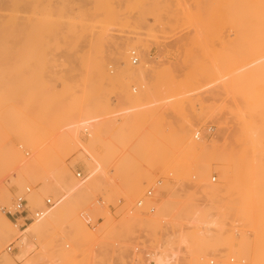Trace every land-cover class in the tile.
<instances>
[{
	"label": "rangeland",
	"instance_id": "374dc122",
	"mask_svg": "<svg viewBox=\"0 0 264 264\" xmlns=\"http://www.w3.org/2000/svg\"><path fill=\"white\" fill-rule=\"evenodd\" d=\"M263 6L264 0H3L0 37L12 34L0 38V200L6 209H0V228L11 221L18 228L16 237L23 233V222L7 216L19 196H26L32 213L45 209L48 199L55 208L61 203L62 193L56 198L41 188L42 178L58 173L63 163L76 182L78 173L87 178L85 163L76 162L88 156L84 149L77 145L69 155L56 144L66 125L127 109L134 114L129 122L81 130V142L100 161L88 148L93 132L105 172L123 183L122 191L132 181L150 179L143 194L124 200L113 191H92L90 212L52 223L39 241L29 236L34 245L30 258L43 244L50 259L37 264H147L151 255L172 250L181 252V264H249L254 258L264 264V194L252 219L245 216L240 195L235 202L226 193L214 203L204 199L197 194L193 170L209 159L183 149L176 136L195 122L193 141L220 147L228 188L264 192V137L256 148L249 147L246 132L250 125L264 128V73L236 76L264 58L263 28L256 27L257 20L247 26L241 22L244 15H260ZM132 50L138 56L132 57ZM128 63L145 70L131 76ZM251 92L255 96L248 100ZM38 145L45 146L42 168L31 180L21 177L17 166L33 158ZM216 171L208 183L224 186L221 170ZM196 207L218 223L203 241L197 233L206 227L191 225ZM185 234L194 250L188 260ZM10 245L5 253L21 264L20 250L8 253ZM2 256L0 264H5Z\"/></svg>",
	"mask_w": 264,
	"mask_h": 264
},
{
	"label": "bare ground",
	"instance_id": "6f19581e",
	"mask_svg": "<svg viewBox=\"0 0 264 264\" xmlns=\"http://www.w3.org/2000/svg\"><path fill=\"white\" fill-rule=\"evenodd\" d=\"M2 2H3V0H0V5H1ZM260 5H262V4L260 3ZM260 5H259V7H260ZM257 8L258 7H256V9ZM263 8H264V6H263ZM263 12H264V10H263ZM263 12H258L257 11V13H260V15L259 14H257V15L255 14V16L251 12V14L253 15L252 17H249L250 15L244 17L245 16L244 15L243 16V20L241 21L242 22V25L247 26V25H245L247 23V21H250L248 23L251 24V23H253L252 20H257L256 27L260 26L261 29L263 28V30H264V15H263L264 13ZM235 16H237V15H235ZM243 21H245V23H243ZM253 24H255V23H253ZM235 26H236V24H235ZM7 34L8 33L5 32V36H7V38H8L9 35L12 34V33H9V35H7ZM1 35L4 36L3 34H1ZM2 36L0 37L1 39H2ZM13 36H16V32H15V34H13ZM13 36H12V38H13ZM9 40L15 41L14 39H8V40L5 39L4 42L9 41ZM2 41H1V44H2ZM134 51L135 50H132V52H131L132 57H133V55H135V52ZM135 56H138V54L135 55ZM127 57H129V56H127ZM126 59L124 60L125 63H127L126 62ZM133 62L135 63L134 60H133ZM255 66H256L255 68L253 67L252 69L241 71V74H239V75L237 74L236 76H240V77H242V76L243 77H251V76H253V74H257V75L263 74L264 73V58L258 60ZM134 68L131 66V64H129L127 66V68H126L127 73H129L131 76L135 74L134 77H137L136 74H138L139 72L142 73L143 72V69H144L142 65H140V67H138L136 69H134ZM235 74H236V72H235ZM131 76H129V78ZM143 76H144V74L141 75V77H143ZM233 76H235V75H233ZM102 77H104V75ZM114 78H115V76H114ZM107 79H108V77H107ZM233 85L235 86L236 84L233 83ZM233 85H232V87L235 88ZM249 95H247V98L249 97L250 99H251V95L252 96H255L254 94H252V92ZM249 98H248V100H249ZM252 99H253V97H252ZM255 99H257V98L255 97ZM165 101H167V100H165ZM254 101H256L258 103L259 100L258 101L257 100H254ZM254 101H252V102H254ZM249 102H251V100ZM256 102H254V103H256ZM121 103H123V101H121ZM168 103H169V101H168ZM254 103H253V105H254ZM117 104L119 105V103H117ZM154 104H152V105H154ZM120 105L123 106L122 104H120ZM258 105H259V103H258ZM252 106H251V108H253ZM123 107L125 108V106H123ZM123 107H122V109H123ZM141 107H142V105H141ZM143 107L145 108V105ZM257 108H259V107H256L254 105V110L255 109L257 110ZM91 109H93V108L91 107ZM89 110H90V108H89ZM89 110H87V111L89 112ZM94 110H97V109L94 108ZM87 111H84V112L86 113ZM91 111L89 113L88 112L87 113L90 114ZM108 112H110V111H108ZM87 113H86V115H88ZM94 113H95V111H94ZM105 113H107V110L104 111L103 113H101V115H99L100 113H97L99 116H96V117L94 116V118H92L90 120H85V119L83 120L82 119V121H80L78 123H76V122L73 123L72 122L73 124L66 125L64 127V130H63V132H61V135L58 138L59 140H58V142L56 144L60 148L59 150H62L63 149V151L64 150L67 151V154L69 152V155L75 151V148H76L77 145L81 146L84 149V152L88 156L87 157H85V156L79 157L76 160V162H83V163H85V165L87 166L86 169L88 171L87 178L84 179V180H79L78 179L79 181L76 182L75 179H74V177H73V175L71 174L70 170H67L66 169L65 163H63L62 165H60V168H58L59 169L58 170V173H54V172L51 173L52 172L51 171L50 172L51 174L48 177L46 176V177L42 178L43 186H42L41 189L47 195H49V196L52 195L54 197L57 196L56 193H60V194L62 193L63 199L61 200V203H59L56 208L53 207L51 210H49L48 214L55 208L54 211H53V213H51V216L48 217V218L46 217V216H48V214H47V215H45L46 218L43 217L42 219H37L35 222H32L31 224H27V225L23 222L22 219H20L18 222H21V223L23 222V224H21V225H23L25 227L24 228L22 227L23 228V231H22L23 233L18 238L16 237L17 236L16 233H18L16 231H17L18 228L16 227L17 229H15V226H14V229L16 230L15 231L12 228L13 226H11L12 224H11V221L10 220L9 221H10V224L11 225L8 224V222H6L5 224H7V225H5L4 228H0V254H3L2 260H3V262L5 264H18V263H15L13 261V259L10 256L7 255V253H5V250H4L5 246H7V244H10V243L11 244L14 243L13 245L14 246L16 245V248L20 250V252H21L20 254L21 255L19 256V260H20L21 264H37L39 262H44V261L45 262H48L50 258L48 259V261H46V260L48 258L47 256H49L48 255V251L49 250H47V247L45 245H43V244H41V252L39 254L37 253L38 254L37 256L36 255L33 256L34 258L33 257L30 258V255L32 254V251L34 249V245L30 241L29 236L32 237V239H36L37 241H39V239L40 240L41 239H44L47 236V233L50 232V228H51L52 223H55V222H57L60 219H62L64 221V223H67L72 218H75V219L78 220V219H80V213L81 212H85V211H89L90 212V208L88 206V204H89V200L88 199L91 197V192L92 191H97V190L113 191L114 193L119 194V196L117 195L118 197L122 196L124 198V200L125 199L126 200H136L139 196H141L143 194L144 189H145L144 188V184H145V182H149L150 179L140 178V179H137L135 181H132L133 183L132 184L130 183L131 185H128L129 188L126 189V191H122V188L124 186L121 187V185H123V183L121 181H120L121 182L120 183L116 179L112 178L113 176L110 177L105 172V168L107 166V163L100 158V156L98 155V153L96 151L97 140L93 136V132H92V136L90 138V141L88 142V148L100 159V161L97 160V158L95 156H93L90 153V151L83 146V144L81 142V133H80L81 130H84V133H89V131H91V130L92 131L93 130L95 131V129L98 126L99 127L100 126H103L106 123H107V125H109L110 122L112 124L113 123L114 124H119V122L122 124L121 121H123V122L125 121V123L126 122H129V120H128L129 117L134 116V114L131 111L129 112L127 109L126 110L118 111L115 114L112 113L113 115L110 114L112 117L109 116V115H105ZM253 113H254V111H253ZM84 116H85V114H84ZM89 116H91V115H89ZM92 117H93V114H92ZM108 117H110V118H108ZM84 118H87L88 119L89 117L88 116H85ZM131 119L132 118H130V120ZM123 125H124V123H123ZM186 125H187V123H186ZM195 127H196V123L194 122L193 124H190L188 127L181 129L180 132L177 133L176 136L180 140L179 145H182V147L185 146L183 149H185L186 151H189L191 154H194L196 156H199V157H201L203 159H209V160H206L205 163H203V161H202V163L199 164L193 170L194 171L193 172L194 175H196V177L198 179V181H197L198 183H196V185H195L196 188H197V194L199 195L200 193H202L203 194V198L204 199L205 198L206 199H210L211 200V203L213 202V199L214 198H216V197L219 198L221 193H226L225 195L226 196L227 195L229 196V199H230L231 202H235L236 197L238 195H240V196H238L239 199H238V197H237V199L240 200L241 202L245 203L246 204V207H247V210H245L244 214H245V216L247 218L252 219L257 214V210H256L257 208H256V206L259 204V201L261 199V195H263L264 192L262 190H260V189L257 190L256 188L255 189L252 188V189H250L248 191H246V190L239 191L238 188H233V187L232 188L231 187L228 188V186H227L228 185V181H227L226 175L228 176L229 173H227V174L225 173L226 170H228L227 169L228 166H227L226 163H224L221 160L220 147L217 146L216 144L212 143V142L209 144L205 140L204 141H200L199 143L193 141L192 132H193V129ZM246 130H247L246 132L248 134V141H247V145L248 146L250 144V146H254L255 147L256 144H258V143H260V142L263 141L264 128H262L261 126L250 125ZM177 142H178V140H177ZM180 143H182V144H180ZM258 146H260V145H258ZM44 148H45L44 145L43 146L38 145L36 148L33 149V154H34L33 158H30L29 160H24L23 159V160H21L20 163L18 162L19 165L17 166L16 170L20 174L21 177H25L26 179L30 178V180H31L32 179V176L34 177V175L38 172L37 171V168H39V169L42 168V159H41L40 156L43 154L42 152L44 151ZM253 150H255V149L253 148ZM46 160H48V159H46ZM55 166H56V164H55ZM231 166H232L233 169H234V167H236V166H234V164H232ZM232 168L230 167V169H232ZM213 169H215V171L216 170H221V178L220 179H222V183L225 184L224 186H222V185L213 186V185H211V184L208 183V175L212 172ZM33 171H35V172L33 173ZM196 177H195V179H196ZM34 179L35 178H33V180ZM49 179H52L53 182H51ZM36 180H37V178H36ZM128 181H129V179H128ZM34 182H36V181H34ZM225 186H227V187H225ZM124 190H125V188H124ZM2 191H4V190H2ZM35 195H34V197H35ZM36 197H38V196H36ZM56 198H58V196ZM117 199H119V198H117ZM39 200L40 201H39V204L38 205H41L42 206V202H41L40 197H39ZM185 202H186V200H185ZM200 206H201V204H200ZM196 208L197 209L192 214L193 216H191L192 219H193V220L191 219V221H192L191 222L192 223L191 225H194L193 223H197L198 226H200V224H202L201 226H203V228H204V226L206 227L203 230L201 228L198 233L196 232L197 235H198V237L201 239L200 241H203L202 239L206 240L205 238H208L209 236H212V234H211V230H212L211 227H214V226L217 227L218 226V223L215 220H212V221L207 220V217H206L207 215L204 212H202V209L203 208L201 210L199 209L200 207H196ZM0 209L4 210L6 212V209L3 208L2 206L0 207ZM45 210H46V207H45ZM180 214H181V212H180ZM186 214H188V213H186ZM177 217H178V215H177ZM77 223H79V222H77ZM254 226L256 227V225H254ZM255 227H254V229H255ZM198 229H199V227H198ZM14 236L16 237V239L14 238ZM181 239L183 241L182 243H183V245L185 247L184 249L186 250V254L187 255L189 253L191 254L194 251L191 248V246H189L191 244L190 243L191 241L189 242L190 244H188V240L189 239H187L186 234L183 235V238H181ZM244 246L245 245L242 243L243 250H245L247 248V247L245 248ZM8 248H7V252H8ZM184 249H182V250H184ZM8 253H10V252H8ZM161 253L162 252H159L158 254H156V253L154 254L153 253L154 254L153 257L151 255V260H150V262L147 261L148 262L147 264H181L182 261H183V260L180 259L182 255L179 257V255H180L179 253H181L180 251L179 252L178 251L177 252H174L172 250V252L171 251L170 252L167 251V252H163L162 254ZM190 254L184 260H188L189 259V256L193 255V254H191V255ZM50 263L51 262H49L48 264H50ZM219 264H230V263L225 260L224 262H221ZM249 264H260V262L258 261V259L254 258V259H252V261Z\"/></svg>",
	"mask_w": 264,
	"mask_h": 264
},
{
	"label": "built area",
	"instance_id": "2783aa9c",
	"mask_svg": "<svg viewBox=\"0 0 264 264\" xmlns=\"http://www.w3.org/2000/svg\"><path fill=\"white\" fill-rule=\"evenodd\" d=\"M136 63L137 61L134 64ZM199 137H200V134L198 133L196 138L199 139ZM76 178L79 180H83L84 176L82 173H78L76 175ZM27 192L30 193L29 190ZM153 194H154V191L150 190L147 193V196L149 198H152ZM55 205H56V202H54L53 199H48L45 203L46 210L44 209L42 211H37L35 213H32L29 210V207H28L29 202L26 196L22 195L16 198L12 210L7 211V216L16 224L18 223L19 219H22L23 222L27 225L29 223L36 221L37 219H42L43 217H45V215L48 214L49 210L55 207ZM142 206H143V202H139L138 207H142ZM0 207H1V200H0ZM84 220L86 221L88 226L92 225V220L89 217H85ZM16 251H18V249L13 244L9 246L8 252L15 253Z\"/></svg>",
	"mask_w": 264,
	"mask_h": 264
}]
</instances>
